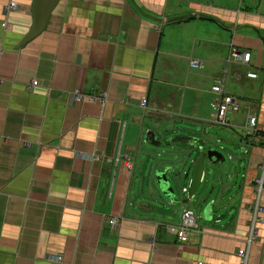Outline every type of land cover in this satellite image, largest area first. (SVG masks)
I'll use <instances>...</instances> for the list:
<instances>
[{
  "label": "crops",
  "instance_id": "obj_1",
  "mask_svg": "<svg viewBox=\"0 0 264 264\" xmlns=\"http://www.w3.org/2000/svg\"><path fill=\"white\" fill-rule=\"evenodd\" d=\"M33 1L0 0V264H241L239 248L264 264V213L245 243L264 153V0H57L28 35L51 2ZM219 79L239 104L227 125L207 117ZM75 89L102 102L71 101ZM148 131L221 153L203 158L198 212L184 205L191 148L154 149ZM184 208L199 230L179 242L166 225Z\"/></svg>",
  "mask_w": 264,
  "mask_h": 264
},
{
  "label": "built area",
  "instance_id": "obj_2",
  "mask_svg": "<svg viewBox=\"0 0 264 264\" xmlns=\"http://www.w3.org/2000/svg\"><path fill=\"white\" fill-rule=\"evenodd\" d=\"M15 7L14 2H8L4 7L3 11H8ZM2 26L4 23H1ZM231 59L237 63L247 64L249 61V53L245 51H239L236 49H231L229 52ZM189 68H200V62L196 59H188ZM245 76L249 78H254L256 74L252 71H246ZM37 84L36 80H32L29 84L30 87H33ZM210 90L214 93V97L210 103L212 108V115L210 122L215 125H227L226 121V112L228 108L232 111H237L239 109V104H237L231 97L224 96L222 94V79L216 80L214 84L210 86ZM71 101L81 102L82 99H87L89 101L98 99L100 102L101 99L98 96L92 94H83L79 90L75 89L70 94ZM145 100L140 101V105H144ZM256 118L253 114L249 113L248 110L245 114V122L242 126L248 132L255 134L257 128L255 127ZM264 137V134H263ZM126 167L127 169L131 168L132 161L129 158H126ZM260 172L253 181L254 187V199L251 203L246 204V209L250 212V220L247 226V237L245 239L246 245L255 237V223L262 220L261 214L264 213V206L260 203V197L264 191V153L259 163ZM181 191L185 192L186 188L182 187ZM217 221V220H216ZM113 220H109L111 224ZM166 230L173 234L177 241L187 242L190 239V235L194 232H197L198 225L196 223V217L193 212L189 209L184 208L179 214V219L177 223L167 224ZM237 255L241 264L245 263L247 258V249L239 248L236 250Z\"/></svg>",
  "mask_w": 264,
  "mask_h": 264
},
{
  "label": "water",
  "instance_id": "obj_3",
  "mask_svg": "<svg viewBox=\"0 0 264 264\" xmlns=\"http://www.w3.org/2000/svg\"><path fill=\"white\" fill-rule=\"evenodd\" d=\"M56 1L57 0H51V2L43 8H37V9L33 8V11H35V16L33 15L34 16V23H33L32 29L28 33V35H35L36 33H38L42 29V27L45 23V20H46L51 8L53 7V5L55 4ZM33 2H35V4H38V0H35ZM152 138H153V133L151 131L146 132L145 141L150 143L153 146H158L159 142L158 141L152 142L150 140ZM169 141L177 143V144H191L192 142H195L198 145L197 146L198 156L194 162L191 177L189 179L187 191H186V195H187V199H188L189 197H191L194 194V192H195V190L199 184L200 176L202 173V167H203V158H205L207 160V162H209V163H218V162L223 161V157H222L221 153L219 151H216V150H205V151H203L201 149L203 141L200 139H197V138L181 135V136H173L172 138H169ZM218 158H220V161H218ZM160 175H161L162 179L164 180L163 174L161 173ZM156 177H158V175H156ZM169 191L171 194H173L171 189H169ZM203 211H205V210H203ZM209 212H210V208H208V210H207V214H208L207 219L208 220L211 217L209 215ZM203 214H204V212H203Z\"/></svg>",
  "mask_w": 264,
  "mask_h": 264
},
{
  "label": "rangeland",
  "instance_id": "obj_4",
  "mask_svg": "<svg viewBox=\"0 0 264 264\" xmlns=\"http://www.w3.org/2000/svg\"><path fill=\"white\" fill-rule=\"evenodd\" d=\"M212 99L213 98H211V100L209 101V104L211 103V101H212ZM211 115H212V111L210 110L209 111V113H208V115H207V117H208V120H210V118H211ZM212 128V132H213V135H214V137L216 136V137H219V134H220V132H221V130L220 129H222V128H218V127H211ZM185 133H191V132H189V131H184ZM225 131H223V133H224ZM210 134H211V132H209ZM222 133V134H223ZM212 135V134H211ZM197 138H199V137H197ZM220 138V137H219ZM163 139V138H162ZM162 143H165L166 145H168V144H174V142H170L169 141V137L166 139V140H163V141H161V144L159 145V146H157L156 148H154V147H151V148H154V149H162ZM198 145L195 143V142H192L190 145H186V144H182V146H180V147H178V148H185V149H188V147H189V149L191 148V150H192V152L191 153H189L188 154V156L187 157H191V158H194L195 160H196V158H197V156H198V154H197V151H196V147H197ZM150 147V146H149ZM210 147L211 148H213V146L212 145H210ZM204 148H205V146H204ZM231 152H232V154H234V153H236V150H231ZM206 159H205V163H206ZM191 165V164H190ZM214 169V167H211L210 168V171H212ZM180 178V177H179ZM186 181V180H185ZM176 182H178V180H176ZM202 187H203V183H200V185H199V187H198V189H196L195 190V197H191V198H189L188 199V201L184 204L185 206H187L188 208H190L193 212H198L199 210H198V208H197V203H196V199H197V194H199L200 193V191L202 190ZM175 188V191H176V195H177V197H178V195H179V191L178 190H176V187H174ZM186 195V194H185ZM184 194H183V197L185 196ZM184 205H182V206H184ZM200 215H201V212L199 213V215L197 216L198 218L200 217Z\"/></svg>",
  "mask_w": 264,
  "mask_h": 264
}]
</instances>
